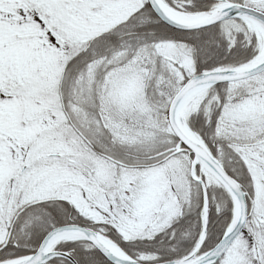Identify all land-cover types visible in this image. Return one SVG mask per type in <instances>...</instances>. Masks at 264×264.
<instances>
[{
  "label": "snow or ice",
  "instance_id": "obj_1",
  "mask_svg": "<svg viewBox=\"0 0 264 264\" xmlns=\"http://www.w3.org/2000/svg\"><path fill=\"white\" fill-rule=\"evenodd\" d=\"M0 264H264V0H0Z\"/></svg>",
  "mask_w": 264,
  "mask_h": 264
}]
</instances>
